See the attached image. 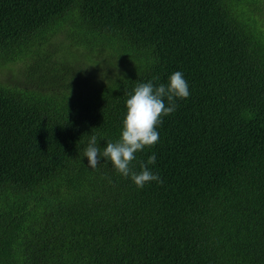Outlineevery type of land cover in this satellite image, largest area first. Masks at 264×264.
I'll list each match as a JSON object with an SVG mask.
<instances>
[{
  "label": "trees",
  "instance_id": "trees-1",
  "mask_svg": "<svg viewBox=\"0 0 264 264\" xmlns=\"http://www.w3.org/2000/svg\"><path fill=\"white\" fill-rule=\"evenodd\" d=\"M264 0H0V264H264ZM190 96L137 152L83 157L140 82Z\"/></svg>",
  "mask_w": 264,
  "mask_h": 264
},
{
  "label": "clouds",
  "instance_id": "clouds-1",
  "mask_svg": "<svg viewBox=\"0 0 264 264\" xmlns=\"http://www.w3.org/2000/svg\"><path fill=\"white\" fill-rule=\"evenodd\" d=\"M262 22L264 17L257 25L261 27ZM190 94L189 83L181 70L170 73L167 83L157 85L151 80L138 83L127 94L119 138L101 146L96 135L89 137L83 153L88 166L96 168L101 160L110 162L118 174L130 178L139 188L152 181L163 183L159 173L149 167L156 163V153L149 155L146 163L141 162L139 171L131 165L137 152L158 142L157 125L162 117L173 113L178 106L177 100L186 99Z\"/></svg>",
  "mask_w": 264,
  "mask_h": 264
},
{
  "label": "rangeland",
  "instance_id": "rangeland-1",
  "mask_svg": "<svg viewBox=\"0 0 264 264\" xmlns=\"http://www.w3.org/2000/svg\"><path fill=\"white\" fill-rule=\"evenodd\" d=\"M261 27H264V22H262V25H261Z\"/></svg>",
  "mask_w": 264,
  "mask_h": 264
}]
</instances>
